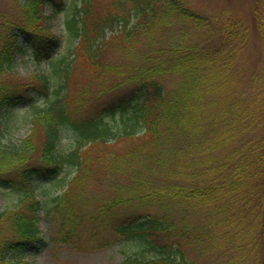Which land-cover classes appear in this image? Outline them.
<instances>
[{"label": "trees", "instance_id": "1", "mask_svg": "<svg viewBox=\"0 0 264 264\" xmlns=\"http://www.w3.org/2000/svg\"><path fill=\"white\" fill-rule=\"evenodd\" d=\"M21 1L17 16L0 10V134L4 109L38 96L47 106L36 115L42 129L36 157L32 134L20 147H0V181L24 203L0 213V225L9 215L15 231L9 238L0 228V264H35L18 258L28 246L40 249L45 242L38 223L42 201L33 183L49 181L69 166L77 169L74 183L52 199L61 219L59 241L78 234L82 218L75 210L91 199L87 183L93 179L126 190L99 207L119 236L139 243L140 250L119 264H195L190 246L201 255L233 243L237 249L255 245L264 227V63L254 74L252 93L233 96L232 66L247 43L246 31H235L239 23L226 22L224 31L194 39L186 23L204 28L210 20L184 0H112L103 12L95 11V0H81L67 20L89 66L80 103L90 93L129 87L93 115L79 118L66 101L75 57L53 64L60 77L56 97L49 74H36L33 82L13 72L25 48L38 63L52 57L60 39L51 21L65 10V0ZM169 27L173 31L165 32ZM117 49L119 59L113 56ZM171 76L178 82L167 86ZM64 127L73 131L76 144L63 153L58 140ZM134 137L137 141L116 149ZM12 168L16 179L9 177ZM120 178L127 182L121 185ZM160 180L165 183L158 186ZM130 201L160 203L167 215L130 212L113 221V207ZM195 215L201 224L190 218Z\"/></svg>", "mask_w": 264, "mask_h": 264}, {"label": "rangeland", "instance_id": "2", "mask_svg": "<svg viewBox=\"0 0 264 264\" xmlns=\"http://www.w3.org/2000/svg\"><path fill=\"white\" fill-rule=\"evenodd\" d=\"M112 0H95L93 2L95 11L103 12V8L111 3ZM188 8L204 16L210 23L204 28H196L190 21L186 23L185 30L190 31V38L200 39L207 31H224L226 22L239 23L235 31H246L247 43L239 57L236 58L232 68L235 71L236 82L232 84L231 92L235 97H243L252 93L254 74L262 67L264 63V0H184ZM21 0H0V10L5 11L9 16H17L20 13ZM82 4L81 0H65V10L57 15L51 21V31L60 39L58 47L47 61L38 63L32 56L31 48L19 54L13 67L14 76L17 79L36 81V74L46 73L50 75L52 96L59 87L60 77L53 73V64L55 65L62 57L73 58V68L66 86V101L72 114L79 118L93 115L108 101L122 92L129 84L125 83L113 91L100 94L90 93L84 97L80 103L79 94L81 85L89 76V66L85 56L79 50V39L74 37L67 28V20L72 16L75 8ZM48 12L51 10L49 8ZM173 28H176L173 26ZM209 28V30H207ZM238 29V30H236ZM116 31V30H115ZM166 31H173L171 27ZM109 34V33H108ZM215 40H220L221 35L216 33ZM140 46L136 47L135 51ZM113 56L119 59L121 50L113 51ZM58 82H57V80ZM167 86L178 82L176 76L165 79ZM47 106L45 97L38 96L35 102L22 103L15 108L4 109L1 117L2 133L0 134V147H20L25 138L32 134L31 143L34 146L33 156L38 155L40 143L42 141V129L36 119L37 112ZM264 109V106H263ZM264 122V117H263ZM262 122V123H263ZM137 138H130L116 145V149H124ZM76 144V136L69 128L64 127L58 140V151L67 152ZM102 148V145L101 147ZM97 150V148H95ZM94 150V151H95ZM77 169L75 166H69L59 173L55 178L47 181L33 183L38 197L42 201V207L38 210V223L40 236L44 239L40 249L33 245L28 246L23 258L35 264H119L125 257L134 254L140 250L137 241L125 240L119 236L112 228V223L106 221L99 215L101 203L108 199L123 195L126 190H116L107 185L105 181L102 185L90 179L87 183L89 196L91 199L81 201L76 207V213L81 215L79 232L76 237L69 241H59L60 216L53 210L52 199L63 194L70 189L74 183ZM9 177L16 179L14 168L10 169ZM120 177V176H119ZM92 178V177H91ZM121 185L127 180L120 178ZM1 180V179H0ZM165 183V180L158 181V186ZM129 192V191H127ZM22 195L14 188L6 186L0 181V213L15 209H20L24 203L21 202ZM104 199V200H103ZM102 200V201H101ZM160 203L154 202H135L117 204L113 207V216H122L130 212L153 215H167ZM170 214V213H169ZM196 217V215H195ZM193 217V222L201 224V218ZM197 219V221H196ZM112 221V220H111ZM1 232L4 237L14 238L15 231L11 217L6 215L1 225ZM244 249H237L235 244H228L224 248L214 250L210 248L207 252L199 254L197 248L189 247V254L195 260V264H264V227L259 232L256 242ZM13 255V254H12Z\"/></svg>", "mask_w": 264, "mask_h": 264}]
</instances>
